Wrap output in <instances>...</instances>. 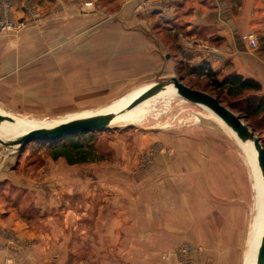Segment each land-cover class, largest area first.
<instances>
[{"label":"rangeland","instance_id":"1","mask_svg":"<svg viewBox=\"0 0 264 264\" xmlns=\"http://www.w3.org/2000/svg\"><path fill=\"white\" fill-rule=\"evenodd\" d=\"M167 9L164 0H0V23L14 26H0L2 36L32 35L37 62L62 56L48 78L11 80L0 112L50 128L171 77L212 93L162 47L173 42ZM127 113L71 137L78 149L54 142L67 144L58 157L44 143L0 144V264H245L256 149L176 95ZM247 123L264 148V118Z\"/></svg>","mask_w":264,"mask_h":264},{"label":"crops","instance_id":"2","mask_svg":"<svg viewBox=\"0 0 264 264\" xmlns=\"http://www.w3.org/2000/svg\"><path fill=\"white\" fill-rule=\"evenodd\" d=\"M164 1L168 16L160 17L165 18L162 26L173 42L162 43V47L173 49L191 69L208 68L219 80L231 74L256 80L264 93V0ZM245 33L255 34L256 49L241 39ZM31 36L22 32L14 38L0 34V91L8 83L10 86L11 80L48 78L49 70L57 68L61 55L50 56L42 63L32 57ZM27 52L30 57H26Z\"/></svg>","mask_w":264,"mask_h":264},{"label":"water","instance_id":"3","mask_svg":"<svg viewBox=\"0 0 264 264\" xmlns=\"http://www.w3.org/2000/svg\"><path fill=\"white\" fill-rule=\"evenodd\" d=\"M168 87H171L175 95L181 97L185 101L210 110L231 132L235 134L236 138L240 142L251 143L252 147L257 151L258 166L264 184V148L262 147L259 139L249 131L248 126L243 124L240 118L222 105L215 97L206 92L188 87L178 77H171L169 80L164 82L149 85V87L131 104L116 113L109 114L107 116L92 115L85 118L63 122L50 128H36L28 131L15 140H8L9 143L0 138V144L3 146L18 145L20 150H22L31 142L51 144L68 137L103 130L107 124H109V119L115 118L116 116L129 111L136 105L154 97ZM255 264H264V230L259 243Z\"/></svg>","mask_w":264,"mask_h":264},{"label":"trees","instance_id":"4","mask_svg":"<svg viewBox=\"0 0 264 264\" xmlns=\"http://www.w3.org/2000/svg\"><path fill=\"white\" fill-rule=\"evenodd\" d=\"M193 70L198 77L210 81L212 89L210 95L244 121L245 125L248 127L251 125L247 123L249 120L258 119L260 116L264 118V93L262 92L261 85L256 80L244 78L238 74H231L219 80L206 67ZM178 73L180 74V70H178ZM178 78L183 80L182 76ZM248 94L252 96H246ZM66 139L70 140L69 144L73 150L79 148L73 142V138L68 137ZM65 141L57 146H51L53 143H46L45 145L47 148H53L55 157H58L60 154L66 153L67 144Z\"/></svg>","mask_w":264,"mask_h":264},{"label":"bare ground","instance_id":"5","mask_svg":"<svg viewBox=\"0 0 264 264\" xmlns=\"http://www.w3.org/2000/svg\"><path fill=\"white\" fill-rule=\"evenodd\" d=\"M148 87L149 86H147L146 88H144V87L140 88V89L126 95L125 97L118 100L117 102L99 110L95 115L107 116L109 114H113V113L118 112L119 110H121V109L125 108L126 106H128L129 104H131ZM160 94L175 95V93L171 87L166 88L165 90L161 91L157 95H160ZM157 95H155V96H157ZM151 98H153V97H151ZM151 98H149V99H151ZM135 107H133V108H135ZM203 108L208 113H210L216 119V121L223 123L210 110H208L205 107H203ZM132 109H130V110H132ZM127 112L123 113L124 115L121 114L119 116H116L115 118L109 119L108 123L126 117L129 114ZM59 123H61V122H55L51 126L53 127L55 125H58ZM36 128H38V126L34 125L29 120L15 118V117L8 116V115H5V114L0 112V138H2L3 140H6V141L15 140L16 138L27 133L28 131L36 129ZM231 133L236 138L235 134L233 132H231ZM237 141L240 142L238 139H237ZM243 144L248 145L249 148H253L251 143H249V142H246ZM250 160H251V164L253 165V167L256 171V190H257V197H256L257 203L256 204L258 207V217L256 219V223L254 225V228H253V231L251 234V239H250V243H249V250H248V253L246 256V260L244 262L245 264H255V259H256L259 243H260L261 236H262V233L264 230V184L262 181V177H261L258 162H257V155H255V154L252 155L250 157Z\"/></svg>","mask_w":264,"mask_h":264},{"label":"built area","instance_id":"6","mask_svg":"<svg viewBox=\"0 0 264 264\" xmlns=\"http://www.w3.org/2000/svg\"><path fill=\"white\" fill-rule=\"evenodd\" d=\"M0 26L3 30L14 27L10 20H2ZM16 27H18V25ZM241 39L246 42L251 49H256L258 47V40L254 33L242 34Z\"/></svg>","mask_w":264,"mask_h":264}]
</instances>
